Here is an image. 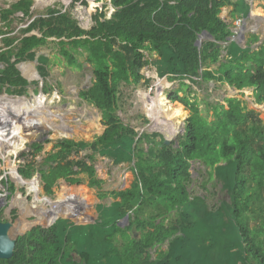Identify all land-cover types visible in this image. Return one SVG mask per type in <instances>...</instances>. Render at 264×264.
<instances>
[{"label": "trees", "instance_id": "trees-1", "mask_svg": "<svg viewBox=\"0 0 264 264\" xmlns=\"http://www.w3.org/2000/svg\"><path fill=\"white\" fill-rule=\"evenodd\" d=\"M33 2L19 0L11 7H0V34L5 43L0 48V90L23 95L30 84L28 78L34 74L19 64L35 60L36 49L55 38L70 65H82L77 53L92 65L95 79L80 94L101 110L105 130L93 141L65 138L40 169L28 162L19 171L30 178L39 170L48 195L88 179L89 187L99 189V199L112 197L113 201L98 202L86 210L99 218L104 235L97 238L91 228L88 238L71 254L66 252L73 242L71 235L78 227L86 228L88 222L93 226L85 219L88 215L57 219L66 212L43 209L44 224L37 222V214L23 217L13 209L12 221L19 225V237L13 257L0 258V264H264V123L259 114L241 99L228 97L227 104L210 103L204 115L197 100L180 96L184 88L176 89L171 98L183 101L192 113L184 133L167 144L162 133H140L117 113L121 83L138 85L145 78L142 69L149 63L160 77L180 80L187 87L186 80L193 84L225 81L238 89L252 87L256 101L264 103V45L252 49L232 41L223 46L234 32L232 20L223 18L222 10L233 4L238 12L239 0H111L113 14L107 16L105 10L97 8L95 23L89 29L55 6L29 20L20 28L22 34L15 35L12 26L17 14L31 17ZM205 31L209 38L199 46L196 41ZM253 39L258 41L259 36ZM223 50L226 54L222 57ZM213 64L217 66L213 68ZM38 99L41 107L44 98L40 95ZM63 114L64 122L55 131H76L79 126L71 127L67 112ZM50 117L48 113L40 118ZM52 127L51 122H45L41 130ZM31 128L18 126L20 131L14 134L28 141L35 134ZM33 147L39 150L43 144L36 142ZM87 148L110 155L115 163L133 161L132 186L103 190L104 180L97 176L94 164L70 158ZM89 159L93 161L95 155ZM196 161L201 164L204 187L217 179L229 199L210 205L208 196L190 189L195 182ZM2 182L9 191L7 198L13 200L19 187L8 176ZM82 202L76 205L77 210ZM251 210L263 215L258 227L250 224ZM2 212L0 206V219ZM127 214L125 223L121 219ZM166 243L168 248L163 247Z\"/></svg>", "mask_w": 264, "mask_h": 264}, {"label": "rangeland", "instance_id": "rangeland-1", "mask_svg": "<svg viewBox=\"0 0 264 264\" xmlns=\"http://www.w3.org/2000/svg\"><path fill=\"white\" fill-rule=\"evenodd\" d=\"M18 1L0 0V7H11ZM33 1L31 17L24 18L23 14H17L18 17L12 26L15 35H21L20 28L25 27L29 20L45 13L49 7H62L86 29L94 25L93 15L97 12V8L105 10L107 16H111L115 11L111 0H86V4L83 2L84 0ZM239 3L238 12L235 11L233 4L227 5L223 8L221 16L232 20V31L238 33L237 29L240 26L237 23L239 18H242L243 34L238 36V33H235L236 37L233 36L229 41H225L223 46L226 48L230 42L234 41L241 47L251 45L252 49H258L259 46L264 45V0H239ZM248 8L250 9L248 10ZM243 11H248V14L244 16L245 12ZM33 33H39V31L34 30ZM254 35L259 36L258 41L253 39ZM208 38L207 34L200 36L201 42ZM4 45L3 36L0 34V48ZM36 52L35 60H25L19 64L22 68L31 69L34 74L29 78L31 81L27 91L20 95L14 92L10 93L6 88L0 90V196H2L0 206L3 207L1 219L12 220L13 209L15 208L23 217L30 213L37 214V222L44 224L46 222L41 221V211L43 209H51L56 213L66 212L60 214L57 219L65 215L74 217L88 215L85 219L90 220L93 226L89 225L88 222L86 228L83 226L78 227L71 235L73 242L66 250L67 253L71 254L72 249L78 248L88 238L91 228L96 232V237L102 239L104 229L99 224V218L94 213L87 214L86 210H92L94 204L98 202L109 204L113 201V198L99 199V189L89 187L88 179H85V183L77 184L71 189L48 195L39 170L32 177L26 178L20 173L19 168L28 162H33L40 169L49 154L60 149L58 147L60 141L65 138L77 141H93L103 133L105 125L102 123L101 110L80 94L82 90L89 88L95 79L93 67L85 60V56L77 53L82 65H70L67 59L62 56L58 40L55 38H49L46 44L36 49ZM146 53L149 57V53ZM225 54L226 51L223 50L222 57ZM42 58H46L48 61H42ZM216 66V64L212 65L213 68ZM142 73L145 78L138 85L121 83L119 107L117 109L122 121L131 125L140 133L160 132L165 138L167 137L172 141L179 139V136L184 133L186 120L192 113L183 101H174L171 98L173 91L182 88L184 89L180 91V96L188 97L192 101L197 100L199 109L204 115L208 114L210 103L219 101L227 104L226 98L237 97L243 101L248 109H254L264 123V103L261 104L256 101L254 88L252 87L238 89L225 81L210 80L201 84H193L186 80L190 84V87H187L182 85L180 80H169L168 76L160 77L152 63L144 66ZM40 95L44 98L41 107L39 106V99L37 100ZM148 98L152 99L153 103L157 102L159 111L148 107ZM39 109H43V111ZM152 110L156 111L157 115ZM66 112L67 116L70 117L67 121L71 123V127L79 126V128L74 132L71 128H66L62 133H57L55 129L64 122L63 113ZM42 113L45 115L51 113V117L47 120H41ZM45 122H51L53 124L52 129L41 130L42 123ZM18 126L24 127V129L32 127L31 129L35 134L30 140L25 141L22 135L20 137L16 136L20 131ZM83 131L86 133H83ZM36 142H41L43 148L34 149L33 144ZM18 144L24 147L19 150ZM91 154L95 155L93 161L89 159ZM70 158L85 159L94 164L97 176L104 180L103 190L127 189L132 186L135 180L133 161L115 163L110 155L102 154L99 151L94 152L91 148L72 154ZM200 166V161L194 162L195 182L190 189L197 195L208 196L210 205L218 204L223 199H229V195L222 190V185L217 179L210 181L204 187L202 176L199 174ZM6 176L19 187L13 200L7 198L9 191L2 182V179ZM31 182L36 185L31 184ZM37 185L40 187V191L39 188L37 189ZM262 194L264 198V190ZM5 196L6 198H4ZM81 199L83 204L78 206L80 211L79 208L77 211L74 203L80 202ZM262 216L258 211H249L248 217L251 226L258 227L262 222ZM121 221H125L124 218ZM121 221L118 222V225L124 227ZM127 222L126 220L125 223ZM16 227L18 228L19 225ZM109 232L111 231H106V234ZM262 239L264 246V236ZM168 246L169 244L166 243L163 247L168 248ZM67 259L71 260V256Z\"/></svg>", "mask_w": 264, "mask_h": 264}, {"label": "water", "instance_id": "water-1", "mask_svg": "<svg viewBox=\"0 0 264 264\" xmlns=\"http://www.w3.org/2000/svg\"><path fill=\"white\" fill-rule=\"evenodd\" d=\"M18 14H24V13L19 12ZM204 34L208 35L206 31L204 32ZM233 36L234 35H232L231 37ZM231 37H229V39H231ZM196 44L200 46L201 44L200 37L197 39ZM29 81L31 80L29 79ZM171 142L172 140H170L167 137L165 138V143L170 144ZM11 210H12V207L10 209V212ZM124 220H127V221L129 220V214H127L124 217ZM54 221L50 222L49 224L54 223ZM18 237H19V233L16 229L14 222L12 220L0 219V258L9 259L13 257Z\"/></svg>", "mask_w": 264, "mask_h": 264}, {"label": "bare ground", "instance_id": "bare-ground-1", "mask_svg": "<svg viewBox=\"0 0 264 264\" xmlns=\"http://www.w3.org/2000/svg\"><path fill=\"white\" fill-rule=\"evenodd\" d=\"M238 31H239V33H238V36H241L243 33V30H244V26H240L238 29H237ZM160 97V96H159ZM165 99V98H164ZM148 107L150 108V109H154V110H156V111H159V109H158V105H157V102H152V100L150 99V98H148ZM157 101V100H156ZM160 101V100H159ZM159 103V102H158ZM170 106V105H169ZM171 107V106H170ZM154 110H152V112H155L156 113V111H154ZM156 115H157V113H156ZM26 127V126H25ZM19 146V145H18ZM19 150H20V146H19ZM31 184H33V185H36L35 183H32L31 182ZM39 188V191H40V187L37 185V189ZM16 226V225H15ZM16 229H18L17 227H16ZM18 231V230H17Z\"/></svg>", "mask_w": 264, "mask_h": 264}, {"label": "built area", "instance_id": "built-area-1", "mask_svg": "<svg viewBox=\"0 0 264 264\" xmlns=\"http://www.w3.org/2000/svg\"><path fill=\"white\" fill-rule=\"evenodd\" d=\"M242 21H243L242 18H239L237 25H238V26H241ZM235 33H238V32L235 31L234 34H233V35L236 37Z\"/></svg>", "mask_w": 264, "mask_h": 264}, {"label": "crops", "instance_id": "crops-1", "mask_svg": "<svg viewBox=\"0 0 264 264\" xmlns=\"http://www.w3.org/2000/svg\"><path fill=\"white\" fill-rule=\"evenodd\" d=\"M248 3H249V2H248ZM235 88H236V87H235ZM151 100H152V99H151ZM40 119H41V118H40ZM41 120H42V119H41ZM81 201H82V199H81ZM81 201H80V202H81ZM80 202H76V203H74V207H75L76 210H77L76 205L79 204ZM77 211H78V210H77Z\"/></svg>", "mask_w": 264, "mask_h": 264}]
</instances>
